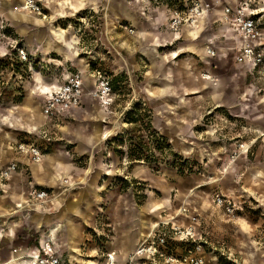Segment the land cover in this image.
I'll return each instance as SVG.
<instances>
[{
  "label": "rangeland",
  "instance_id": "rangeland-1",
  "mask_svg": "<svg viewBox=\"0 0 264 264\" xmlns=\"http://www.w3.org/2000/svg\"><path fill=\"white\" fill-rule=\"evenodd\" d=\"M38 1L45 18L24 11L20 0L14 8L15 0H0V108L9 110L10 115L3 114L1 118L16 126L7 127L5 120L0 121V166L17 144H34L44 155H65V159L59 158V171L71 178H59L52 190L55 199L51 204L41 207L27 200L15 203L14 210L24 212L22 224V215L14 214L12 205L0 198V211L7 214L0 219V234L12 228L17 235L13 247L0 246V264H19L20 258L15 257L24 251L19 249L34 247L40 233L57 227L64 214L68 232L73 230V217H87L88 222L94 219L93 226L105 231L100 238L94 234L92 240L98 244H117L121 233L133 228L140 232V243L161 223L186 226L191 223L189 215H194L201 230L208 227L213 234L210 239L216 241L215 252L204 249L209 264H264V141L258 139L251 144L262 131L264 118L252 121L246 96L250 81L242 66L234 65L231 56H227L226 68L213 72L226 81V86L216 76L217 86L207 85L205 80L210 78L203 79L202 74L197 78L207 86H193L194 72L210 63L217 64L216 60L183 54L176 56V60L168 57L176 63L167 64L148 57L149 49L158 46L163 37L155 38L152 44L150 34L138 37L139 28L151 33L157 26L151 25L157 17L161 26L164 17L154 13L157 8L165 10L160 0H89L88 5V0ZM206 1L214 2L216 11L230 3L248 2L264 30V12H260L264 10V0ZM158 29L161 33L166 30L162 26ZM177 45L154 50L165 57ZM19 49L31 56L28 62L21 64L17 57ZM223 51L218 49L219 53ZM77 62L87 71L85 80L93 77L95 70L119 77L120 83L117 85L113 79L111 86L112 106L104 110L88 95L84 110L78 115L58 122L38 120L42 97L48 91L43 86L49 80L60 82ZM160 70L159 76L151 75V71ZM186 70L193 74L183 82L189 86H180ZM145 74L151 80L145 79ZM166 80L174 86H163ZM35 88L42 90L36 96H28ZM87 90L92 91L88 86ZM254 92L264 102V92ZM24 105L35 109L34 112ZM129 111L132 114L127 116ZM128 119L135 123H128ZM27 122L40 124L39 133H25L22 127ZM147 124L150 132L166 140L171 151H148L147 159L129 161L131 143L142 138L151 147ZM103 134L107 136L102 138ZM67 154L75 168L72 171L67 168ZM50 158L44 156L43 160ZM41 169L49 174L47 166L42 165ZM73 182L75 185L68 187ZM216 193H225L239 202L236 216L228 217L213 209L211 199ZM5 194V187H0V197ZM74 195L78 199L71 203ZM56 202L62 207L56 209ZM70 205H77L76 212L70 210ZM247 217H256L259 234L251 235L254 224ZM69 239L73 247L69 255L82 264L78 257L85 251L73 244L76 236ZM179 244L175 242L171 247L173 253L180 254L178 249L183 252L189 248ZM99 256L100 264L105 257L100 253Z\"/></svg>",
  "mask_w": 264,
  "mask_h": 264
},
{
  "label": "crops",
  "instance_id": "crops-1",
  "mask_svg": "<svg viewBox=\"0 0 264 264\" xmlns=\"http://www.w3.org/2000/svg\"><path fill=\"white\" fill-rule=\"evenodd\" d=\"M18 0H15V3L13 5V8L16 5V2ZM91 1L88 0L87 5L90 3ZM210 11L208 14L201 16L198 20H197V26L196 27H191V26H183L181 27L179 30L172 32L171 30H169L168 28V16H169V11L168 10H164V9H159L157 8L156 11H154V13L156 12V14L163 16V20L161 21V26L166 28V30L164 31V33H161L158 29V26H160L159 23V19L158 17L155 18V23L151 24V25H157L156 27H153L151 31V33L147 32L146 29L143 28H139V36L141 37L145 34L147 35H151L153 36L152 40V44L154 43V39L158 38V37H163L162 40H159L158 42V46L154 47L152 46L151 49H149V54L148 57L151 55L152 58H158L161 61H165L164 63L167 62V64L172 63L175 64L176 62H174V59L176 56H180L183 54H186L187 56H196V57H202V58H209V59H214L216 60L217 64L215 63H210L209 65H206V68L201 69L198 72H194V85L193 86H217V81L215 79L214 76L218 77L217 75H215L213 72L215 70L218 69H224L226 68V61H224V58H226L227 56H231L232 60L230 61L231 63H233L234 65L237 66H242V68L244 69V76L250 81L249 85L247 86V90H246V96L247 99L249 100V103L247 104L248 108H251V113H252V121L253 122H258L259 120L264 118V102H262V100L260 99V97H255L256 93L254 91H263L264 92V74L262 73H258L257 70L252 71L250 66L247 65H238L234 62V56L236 54V51L240 48V41H239V37L238 35L231 30L230 28H228L221 20V14H222V9L216 11L215 9V3L214 2H208L206 1ZM51 4H54V2H52ZM77 4V3H76ZM80 4V3H79ZM58 5V4H57ZM78 5V4H77ZM229 5H232L231 3ZM17 7V5H16ZM13 8H9L10 10H12ZM73 9V8H71ZM261 12V10H260ZM264 12V11H263ZM126 16L129 17L131 19V16L127 14V12H125ZM153 13L149 14V18H152ZM148 18V19H149ZM29 19V18H27ZM16 20V19H15ZM26 20V19H25ZM27 21V20H26ZM151 21V20H148ZM213 28H216V30H214ZM155 30V31H154ZM223 39V40H221ZM180 40V41H179ZM181 42V43H179ZM167 43V44H165ZM173 43H177V47L176 49H174L172 51V53H170L171 55L169 56H165V57H161L159 56V54L156 52L157 51V47L159 46H165V45H172ZM181 46V47H180ZM75 47V46H74ZM222 48L224 51L221 53L218 52V49ZM156 49V51L154 50ZM208 49H212L213 52L215 53L214 56H209L207 55V50ZM171 57V59L174 60H168V57ZM187 67H189V64L187 65ZM82 69V70H81ZM151 70L153 71V69L151 68ZM68 72L71 73H77L80 74L83 82H84V87H85V91L86 93H88L89 91L87 90V86L89 87L90 90L94 89V75L93 77L86 79L84 77V74L87 72L86 69L84 67H82V65L77 62L76 66H73V68L71 67L70 69L67 70ZM82 71L84 73H82ZM151 71V75H160L159 72H154L152 73ZM184 74H182V83L180 86H189L184 84L183 82L186 81L187 78H189L191 74V72L189 70H186L185 72H183ZM205 73H209V80H205V84H202V82L197 78L199 75L201 74H205ZM148 74V72H147ZM65 75V74H64ZM109 75V74H108ZM117 75V74H116ZM158 75V76H159ZM165 75V73H164ZM184 75V76H183ZM113 78L109 75V77L111 78V84L113 83V79L114 81H116V84L118 85V81L120 80L118 76H114L112 75ZM149 75L146 76L145 74V79L146 77H148ZM220 80L223 81V79H221V77H218ZM149 80H151L150 77H148ZM168 79V78H167ZM185 79V80H184ZM231 79V78H230ZM87 81V82H86ZM189 81V80H188ZM57 82L51 81L49 80L45 87L46 89L51 90L53 89V87H55L54 85H56ZM223 86H226L227 83L226 81H223ZM260 84L259 89L257 87H255V85ZM174 86L172 84L169 83V80H166L163 82V86ZM152 86V85H151ZM39 87V86H38ZM37 87V88H38ZM37 88L34 89V91L29 94L30 95H35L36 96V92H40V90H36ZM212 88V87H211ZM215 90V89H214ZM220 93V92H219ZM86 97H88V95L85 96L84 100H83V104L81 106L80 109H76L73 112L70 113L69 116H66L64 118H68L71 116H75L78 115L81 111H83V105H84V101L86 99ZM42 101H43V97H42ZM231 105H236L235 103L231 102ZM25 106V107H24ZM24 108H27L29 110H31L30 112H34L35 109L29 108L26 105H24ZM42 107V105H41ZM41 107H40V113H38L37 118L38 120L40 119V121H44L46 122L47 120L49 121H53L50 120L48 118H41ZM261 108L262 111H259V109L257 108ZM255 110V113H254ZM9 110L7 109H2L0 108V121H4L5 123L4 125H7V127L11 126V127H15V125H11L9 123H11L10 121H8L5 118H1V116L7 115V117H9L10 115H8ZM43 116V115H42ZM9 119V118H8ZM26 120H30L32 122H36L38 123V121H34L32 119H26ZM63 120V118H60L58 121ZM58 121H53V122H58ZM36 123H25L23 124V129L25 131V133L29 134V133H33V132H37L39 133V130L42 128V126H40V124H36ZM33 125V126H32ZM38 125V126H37ZM254 126V125H252ZM257 127V126H255ZM263 129H261L264 132V127H262ZM31 129V130H30ZM258 131V130H256ZM260 132V134H258V136L252 140L251 144L254 143V141L261 139L262 141H264V134H262L263 132ZM259 132V131H258ZM102 137V135H101ZM264 148H262V151ZM261 151V152H262ZM42 153V151H41ZM43 154V153H42ZM68 155V158L66 159V164H67V168L68 170L75 169L73 167V163L70 161V155ZM43 156H49L51 157L50 160L46 159V160H42L40 162V164H33L27 157L22 156L20 154H17L16 152V147L14 148V150L7 156L6 158V163L2 166H0L1 168H4V166L6 167L10 162H16L18 164V166H21L19 169V171L12 176V178L7 181L8 183H6L5 185V191L6 194L3 195L2 197H0L1 199H5L7 200V202L10 203V205H12V212L14 214H21L22 217H20V223H25L24 222V215H23V211L21 209H17L14 210V204L15 203H19L22 201H26L28 199V192L31 188H44V189H48L50 190V193H52V190L55 189L56 185H58V180L59 178H71L70 176H67L64 174L63 171H59V165L61 164L59 162V158L61 159H65V155H62L61 157H58V155H52V154H46ZM42 165L47 166L48 169V173L46 172H42ZM263 165V164H262ZM264 166V165H263ZM33 175V178H32ZM72 176V174H71ZM254 177V176H253ZM36 183L34 182V180ZM43 181V182H40ZM70 180H67L66 183H70ZM75 182H73V184H69L68 187H71ZM76 185L78 186H82L81 184H79L78 182H76ZM262 186H264V184H262ZM236 190V189H235ZM237 191V190H236ZM54 191H53V193ZM222 195H224L227 198L232 199L237 205L239 202H236L235 199H233L232 196L227 195L225 193H221ZM76 199H78V196L72 197L71 199V203L76 202ZM58 206H56V209H59L61 206L60 202H56ZM211 204H212V199H211ZM240 205V204H239ZM71 209L70 210H74L76 212L77 210V205H70ZM213 206V204H212ZM18 207V206H17ZM42 207V206H41ZM213 209L215 211L218 212H222L221 210L215 208L213 206ZM43 211V210H42ZM73 212V213H75ZM6 212H1L0 211V219H2L3 217H6L4 215ZM75 215V214H74ZM159 215V212L157 213V217ZM63 222H61L57 227H53L54 229V236L57 238V245H58V249L59 252L61 254H63V259L65 260L66 264H79L76 263L77 259L71 255H69V251H71V249L73 248L72 245V241L69 238H73V236H76V240H73V244L77 245L79 250L81 251H85V253L83 254V256H79L78 258H80V261L82 264H87V263H95V264H99L100 262V256L99 253L101 255H105L106 252H115L117 259H118V263L119 264H125L126 259L128 258V256L134 251V249L137 247V244L139 243V235L140 232L136 229L133 228L132 230H126L123 233H121L120 238H119V243L115 244L113 242H106L105 244H103L102 242H100L99 244L97 243V241L92 240L94 239V234L96 233L97 237L95 238H100L101 235H105V231L102 228H95L94 225V219L91 221H87L86 218L80 219L78 217H73L72 220L74 221V225H71L70 227H72V231L68 232V226L65 223L66 222V217L65 214L63 215ZM12 218V216H11ZM249 220H251V222L254 224L253 228L251 227V235L254 234H259V225H258V221H255L254 218H250L247 217ZM9 219V218H8ZM163 219V218H161ZM14 222V219H12ZM93 221V222H92ZM84 222H86V226L84 224ZM200 221H197V233L198 235L202 238V236L204 237L206 234L205 240L207 241V244L203 245V256L206 259L207 264H209V261L207 260L208 258H206L205 254H204V249L208 250H212V252L216 251L215 248V244L216 241H213L211 236H213L212 231L208 230V227H203V231L200 228ZM206 224H209L207 221L205 222ZM75 229V230H74ZM14 229H10V231H8L7 229H4V231H2L3 233L0 234V246H5V248H11L13 247L15 244H17L16 242V232H14ZM24 232V231H23ZM94 236V237H93ZM62 237V239H60ZM59 240V241H58ZM181 246H184L182 243L179 244ZM19 250H24V249H19ZM180 249H178V253L181 254L182 251H179ZM22 253L20 255H17L15 258H20L18 263L19 264H31L29 262V260L24 258V251H21ZM180 254H176V255H180ZM239 255V254H238ZM237 255L236 258H239V256ZM70 257V258H69ZM72 257V258H71ZM97 257V258H96ZM214 259H216V256L214 255L213 257ZM89 259H98V260H89ZM100 264H104V263H100Z\"/></svg>",
  "mask_w": 264,
  "mask_h": 264
},
{
  "label": "built area",
  "instance_id": "built-area-1",
  "mask_svg": "<svg viewBox=\"0 0 264 264\" xmlns=\"http://www.w3.org/2000/svg\"><path fill=\"white\" fill-rule=\"evenodd\" d=\"M160 2L169 11L168 28L172 32L183 26L196 27L197 20L210 11L206 0H160ZM24 7L29 12L45 18L38 0H25ZM221 20L239 37L240 48L236 51L234 62L238 65L250 66L252 71L257 70L258 73L264 74V30L251 4L235 2L224 6ZM206 52L211 57L215 55L212 49ZM17 57L21 63L31 59L23 49L18 50ZM54 86L53 89L45 91L41 107V114L53 121H58L69 116L74 110L80 109L86 95L96 99L104 110H108L113 103L111 78L101 70H95V87L88 93L85 91L80 74L68 71ZM16 152L27 157L33 164L40 163L44 158L34 144L19 143ZM17 172L16 162H10L6 167L1 168L0 187H5V183ZM54 199L55 195L50 191L35 187L29 190L27 201L43 206L51 204ZM212 204L228 217L237 215V204L221 193L212 196ZM183 213H186V209L181 212L184 217ZM189 217L191 223L186 226L161 223L154 228L128 256L125 264H207L202 253L203 245L207 244V241L197 233V216L189 215ZM175 242H180L184 246L189 245V248L176 255L171 248ZM23 255L31 264H66L63 254L59 252L54 229L42 231L36 245L32 248L26 247ZM104 257V264H119L115 252H108Z\"/></svg>",
  "mask_w": 264,
  "mask_h": 264
},
{
  "label": "trees",
  "instance_id": "trees-1",
  "mask_svg": "<svg viewBox=\"0 0 264 264\" xmlns=\"http://www.w3.org/2000/svg\"><path fill=\"white\" fill-rule=\"evenodd\" d=\"M21 64H23V63H21ZM131 114H132V112L129 111L127 113V116H130ZM127 121L130 124L135 123L134 120L128 119ZM147 132H148L149 142L151 143V145H150L151 147L149 148L148 145L144 144L142 138H140V140H138V142H136V143H134V142L131 143L130 149H128V152H127V158L129 159V161L143 160V158L147 159L148 156L145 155V153L148 151L149 152L155 151V150L156 151H162L163 148H168L171 151L169 144H167L166 140L162 136L158 135L156 132H150V124H147ZM171 153L173 156H175V158L177 157V155L174 154V152H171ZM170 166H172V165H170ZM173 167H175V166L173 165ZM179 172L182 173V170H179ZM37 188L49 191L48 189H44V188H40V187H37Z\"/></svg>",
  "mask_w": 264,
  "mask_h": 264
},
{
  "label": "bare ground",
  "instance_id": "bare-ground-1",
  "mask_svg": "<svg viewBox=\"0 0 264 264\" xmlns=\"http://www.w3.org/2000/svg\"><path fill=\"white\" fill-rule=\"evenodd\" d=\"M20 1L23 2V10L26 11V12H29V11L26 10L25 7H24V1H25V0H24V1H23V0H20ZM263 11H264V10H261V12H263ZM29 13H31V12H29ZM31 14H32V13H31ZM74 48H75V47H74ZM74 50H75V49H74ZM202 77H203V79H207V78H209V76L206 75V74H202ZM41 90H42V89H41ZM41 90H40V91H41ZM32 126H33V125H32ZM30 130H31V129H30ZM106 136H107V134H103V135H102V138H104V137H106ZM134 250H135V249H134Z\"/></svg>",
  "mask_w": 264,
  "mask_h": 264
}]
</instances>
